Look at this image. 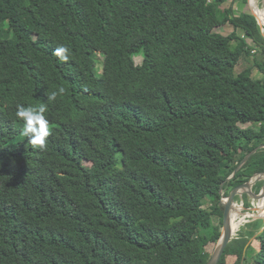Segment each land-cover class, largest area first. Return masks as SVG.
Returning <instances> with one entry per match:
<instances>
[{"label":"trees","instance_id":"trees-1","mask_svg":"<svg viewBox=\"0 0 264 264\" xmlns=\"http://www.w3.org/2000/svg\"><path fill=\"white\" fill-rule=\"evenodd\" d=\"M241 2L0 0V264H207L220 185L264 144V79L235 71L254 50L264 73V34ZM42 104L43 149L16 116ZM260 172L264 149L223 196ZM260 219L249 264H264ZM248 238L220 262L248 264Z\"/></svg>","mask_w":264,"mask_h":264},{"label":"water","instance_id":"water-1","mask_svg":"<svg viewBox=\"0 0 264 264\" xmlns=\"http://www.w3.org/2000/svg\"><path fill=\"white\" fill-rule=\"evenodd\" d=\"M264 1V0H262ZM249 6H250V0H248ZM251 14L255 17L257 23L261 27V32L264 31V28L260 25L259 20L257 19L253 9L251 6L249 7ZM264 149V144H261L254 148L252 151H250L237 165V167L234 169V171L229 175V177L226 178V180L220 185L219 194L221 196L220 198V204L223 207V214H222V225H221V233L218 241L215 244V248L207 262V264H219L222 255L224 254V251L226 247L228 246L229 242L232 240L234 232L231 228V215L232 211L236 208L235 205H237L235 198L240 199L241 206H238L240 210L247 211L246 213L256 212L258 210L257 206L255 207L254 204L257 201H263L264 203V172L255 173L253 174L246 182L239 184L232 188L228 195L226 197L222 194V187L225 182H228L232 180L235 176V174L242 168V166L249 160V158L255 154L258 150ZM261 182V188L258 192L254 190V188L258 185V183ZM244 196H246L248 199L251 200V207H243L244 205ZM261 212L263 213L264 217V204L261 209ZM244 215L246 217L247 215Z\"/></svg>","mask_w":264,"mask_h":264},{"label":"rangeland","instance_id":"rangeland-1","mask_svg":"<svg viewBox=\"0 0 264 264\" xmlns=\"http://www.w3.org/2000/svg\"><path fill=\"white\" fill-rule=\"evenodd\" d=\"M231 1H233L236 4L235 6H233L235 14H239L242 10H244L245 5L241 2V0H226L225 4L229 5V3H231ZM257 2L259 3L260 7H263L264 1L258 0ZM246 4L248 6V9L250 10V8H249L250 6H249L248 0H247ZM232 30H233V28L229 24H225V25L219 26V27L214 29L215 32L220 33L222 35H228V34H230L232 32ZM237 34L239 36H242L243 35V31L242 30H238ZM262 34H264V31L262 32ZM247 44L249 46L253 45V43L250 40L247 42ZM252 51H253V53L251 52L252 56H250L248 58H245V59H242L240 61V63L236 66L235 71H240V70L246 69L247 67H250L252 69V77L253 78L264 79V73H261L257 69V67L254 65V61H261L263 59V56L259 52H255L254 53V50H252ZM99 59L101 61L100 57H99ZM141 60H142V58L140 56L135 57V62L136 63L140 64ZM100 69H101V63L99 65H97V67H96L97 71H100ZM246 126L247 125H241L242 128H245ZM258 184H260V188H261V184L262 183L259 182ZM258 188H259V185H257L254 188V190L256 191V190H258ZM243 198H244V201H245V196ZM247 200L249 201V206H247V207H251L252 206L251 205V200L248 199V198H247ZM235 201L237 203V205H235L236 208H238V206H241L239 198L236 197ZM210 203L211 202L209 201V197H207L204 200L203 207L205 209H208ZM254 206L255 207L257 206L256 202H255ZM243 207H245V206L243 205ZM246 212L247 211H245V210H239L238 213H237L238 214L237 220L239 218H241V217H244ZM246 215L247 216L244 217L245 218V223L239 225L238 230L234 232L233 238L229 242L228 245H230V244H232L234 242L242 243L243 239L248 238V235H246V232L253 230L252 228L255 227V225H256L255 222L261 220L260 218L263 216V213L261 211L257 210L256 212L246 213ZM254 235H256V234L254 233ZM247 241L248 242L244 243L243 255L244 254H248L247 255L248 256L247 263L249 264L252 261L251 255L254 253L255 249L258 248V243H257L256 239H254L253 237L252 238H248ZM214 248H215V245H213V244H209L207 246V252H208L209 255L212 254ZM219 264H243V263L238 262V260L236 259L235 256H232V257L230 256V257H227L225 260H222Z\"/></svg>","mask_w":264,"mask_h":264},{"label":"clouds","instance_id":"clouds-1","mask_svg":"<svg viewBox=\"0 0 264 264\" xmlns=\"http://www.w3.org/2000/svg\"><path fill=\"white\" fill-rule=\"evenodd\" d=\"M54 55L61 60H67L70 55V49L66 45H61L55 49ZM64 89L60 88L57 91L51 92L48 96L50 101L55 100L58 93H63ZM46 106L39 107L23 105L17 106L16 116L23 120V135L28 137L29 143L43 149L46 146V138L50 135L48 127V119L45 117Z\"/></svg>","mask_w":264,"mask_h":264},{"label":"bare ground","instance_id":"bare-ground-1","mask_svg":"<svg viewBox=\"0 0 264 264\" xmlns=\"http://www.w3.org/2000/svg\"><path fill=\"white\" fill-rule=\"evenodd\" d=\"M250 6L251 8L253 9L257 19L259 20V23L260 25L264 28V5L263 7H258V9L256 10V8L254 7V0H250ZM263 201H257L256 202V205H257V208L259 211H261L262 207H263ZM240 210V208H235L233 211H232V215H231V219H232V222H231V228L233 231H237L238 230V227L236 226H239L243 223H245V218L244 217H241L237 220L238 218V211ZM236 227V228H234Z\"/></svg>","mask_w":264,"mask_h":264}]
</instances>
